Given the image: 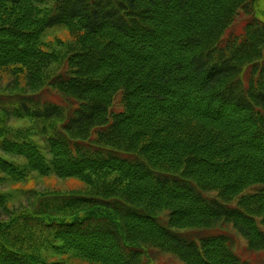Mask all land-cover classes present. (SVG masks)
<instances>
[{"label": "trees", "instance_id": "trees-1", "mask_svg": "<svg viewBox=\"0 0 264 264\" xmlns=\"http://www.w3.org/2000/svg\"><path fill=\"white\" fill-rule=\"evenodd\" d=\"M256 2L0 0V79L16 93L0 94V153L23 159L0 157V181L34 172L87 188L17 190L26 205L13 210L0 192V264H66L49 253L148 264L147 248L182 264H251L236 236L264 251ZM55 28L70 40H47ZM45 91L58 100L36 102ZM11 118L41 123L37 140Z\"/></svg>", "mask_w": 264, "mask_h": 264}, {"label": "rangeland", "instance_id": "rangeland-1", "mask_svg": "<svg viewBox=\"0 0 264 264\" xmlns=\"http://www.w3.org/2000/svg\"><path fill=\"white\" fill-rule=\"evenodd\" d=\"M254 16L258 18L259 20H261L262 22H264V0H257L255 4V9H254ZM247 18L248 17L245 16L243 13H240L237 16L235 23L232 25V27L229 30L236 34L239 33ZM53 37L59 38L63 41L70 40L68 32L62 28H55L50 31H47L46 39L47 40L52 39ZM7 81L8 79L6 76H3L0 79V94L4 95L2 97L16 94V93H12V88H9L8 91H5ZM20 84L23 85L22 79L20 80ZM14 99H18V98H14ZM35 100L36 102H39V103H43L46 101H57L58 96L54 92L50 93L48 91H45L40 95V97H36ZM113 109L118 110L119 105L115 103L113 106ZM37 123L39 122L30 120L28 118H22V119L11 118L9 122V126L15 129H21V128L25 129V128L33 127L34 130L31 131V134L29 137L32 140H37L38 135H39L35 127ZM0 157L8 161H13L15 163H21L23 161L21 157L8 155V154L0 153ZM2 177L3 176L0 174V178ZM7 179L8 178L5 177V180ZM86 189H87L86 186L82 182L78 181L77 179H58L52 175L47 176V177H41L40 175L34 172H32L29 175V179L23 183H13V182H7V181L1 182L0 181V192L11 194L10 202L7 203V204L10 203L9 210L19 209L21 204L26 205V198L24 196L23 197L21 196L23 194V192H21L22 190L23 191L35 190L37 192L52 190V191H59L61 193H71V192H82L83 193L85 192ZM17 190H21V191H17ZM252 190L253 189H249L246 192H251ZM0 216L4 217L6 216V213L0 210ZM220 229L224 231L227 230L226 228H223V227H221ZM214 230L215 229H212L210 231H205V230L193 231V236L195 238H197L198 236H203V234H207V236H210V235H213ZM34 232H36V228L34 229ZM235 239H237L236 253L240 257L247 260L251 264H264V251H261V252L249 251L248 249H246L247 245L244 239L238 236H236ZM197 241H198V238H197ZM147 249H148L147 250L148 254L145 257V260H146L145 262L148 264H182L177 258H175L172 255L162 253L154 248H147ZM51 257H53L52 259L54 261L61 260L65 262L66 264H88L84 260L75 258L73 256V253H69V254L66 253L64 255H52L51 253H49L48 258H51Z\"/></svg>", "mask_w": 264, "mask_h": 264}]
</instances>
